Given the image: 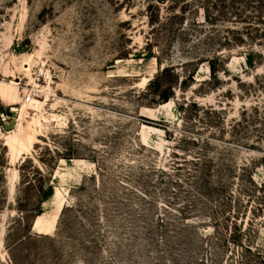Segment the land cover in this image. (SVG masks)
Returning a JSON list of instances; mask_svg holds the SVG:
<instances>
[{
	"label": "rangeland",
	"instance_id": "1",
	"mask_svg": "<svg viewBox=\"0 0 264 264\" xmlns=\"http://www.w3.org/2000/svg\"><path fill=\"white\" fill-rule=\"evenodd\" d=\"M0 264H264V0H0Z\"/></svg>",
	"mask_w": 264,
	"mask_h": 264
},
{
	"label": "bare ground",
	"instance_id": "2",
	"mask_svg": "<svg viewBox=\"0 0 264 264\" xmlns=\"http://www.w3.org/2000/svg\"><path fill=\"white\" fill-rule=\"evenodd\" d=\"M19 84L16 82H12L10 86H3V95L4 98L12 99L13 101H18L19 92L18 86ZM34 100L29 98V101L23 105L22 109L20 110V119L17 124V131H15L11 136L7 138L6 146L10 148L13 156V162L15 163L18 161L22 156H25L37 141L34 135H30L26 133L25 128V120L27 119L26 116L28 115V109L32 105ZM33 123V122H32ZM31 125V124H30ZM17 172V171H16ZM16 172L13 176L12 182L15 181Z\"/></svg>",
	"mask_w": 264,
	"mask_h": 264
},
{
	"label": "crops",
	"instance_id": "3",
	"mask_svg": "<svg viewBox=\"0 0 264 264\" xmlns=\"http://www.w3.org/2000/svg\"><path fill=\"white\" fill-rule=\"evenodd\" d=\"M39 217H40V216H38V218H39ZM38 218L36 219V222H37ZM36 222H35V225H36Z\"/></svg>",
	"mask_w": 264,
	"mask_h": 264
}]
</instances>
